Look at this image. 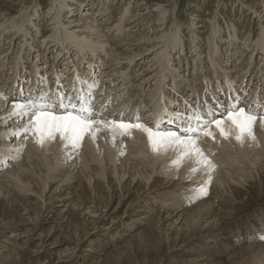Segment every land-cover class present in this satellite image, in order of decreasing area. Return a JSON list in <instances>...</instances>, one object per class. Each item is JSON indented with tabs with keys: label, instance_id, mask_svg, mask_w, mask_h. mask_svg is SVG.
<instances>
[{
	"label": "bare ground",
	"instance_id": "6f19581e",
	"mask_svg": "<svg viewBox=\"0 0 264 264\" xmlns=\"http://www.w3.org/2000/svg\"><path fill=\"white\" fill-rule=\"evenodd\" d=\"M178 1L0 0V264H264L259 118L255 140L226 119L229 138L193 136L202 158L108 130L139 116L183 137L194 114L264 107V0H191L185 25ZM72 86L102 121L96 139L41 146L13 106Z\"/></svg>",
	"mask_w": 264,
	"mask_h": 264
},
{
	"label": "snow or ice",
	"instance_id": "6c2138e0",
	"mask_svg": "<svg viewBox=\"0 0 264 264\" xmlns=\"http://www.w3.org/2000/svg\"><path fill=\"white\" fill-rule=\"evenodd\" d=\"M86 83V82H85ZM75 95L60 96L54 101H49L47 94L40 96L38 102H29L28 104H15L13 107V115H28L30 117V125L25 132H33L36 136V142L43 146L45 141H54L59 135V138L65 141V147L79 148L82 140L86 135H90L93 140L96 139L98 129L94 128V124H102V121L93 120L94 115L93 105L90 100H86L84 95L79 93L75 88ZM91 95V93H89ZM259 101H254L249 108H244L241 105L233 103L231 107L227 108L223 113V119L208 121L199 114H194L188 117V120H195V126H186L183 128L184 136L178 135L176 132L160 131V121L156 123V130L146 127L139 120V116L134 117L133 122H114L109 121L112 127L109 131L114 133L113 143H115V134L130 135V130L135 128L143 131L149 141V145L154 153L159 150L166 151L172 146L180 147L183 150L184 156L198 155L203 157L202 151L197 146V140L193 136L203 135L205 137H212L214 133L208 129L215 126L219 129L221 136L225 139L229 138L228 133L221 127L225 119L233 125L237 130L236 140L238 142L247 136L255 140L254 126L259 118L261 125H264V107L257 108ZM182 117L178 116L177 119ZM198 163H204L210 166V162L206 159L198 160ZM195 171V170H194ZM203 192L204 189H198ZM264 239V237H261Z\"/></svg>",
	"mask_w": 264,
	"mask_h": 264
},
{
	"label": "rangeland",
	"instance_id": "374dc122",
	"mask_svg": "<svg viewBox=\"0 0 264 264\" xmlns=\"http://www.w3.org/2000/svg\"><path fill=\"white\" fill-rule=\"evenodd\" d=\"M34 1L35 0H32V2H31V5H29L28 7H26V10L27 11H34V10H38L39 8H40V6H41V4L43 3L44 5H46V3H47V1L48 0H42V2H40V3H37V4H35L34 3ZM189 1H191V0H179L178 1V5H177V8L175 9V11L177 12V14H178V17H179V20H180V22H182L184 25L185 24H188V23H190V20H191V17L189 16V14H190V3H189ZM201 0H196V2H200ZM202 1H205V3H204V5H203V7H202V9L204 10H206V8L207 7H209V1L210 0H202ZM208 2V3H207ZM228 2H234V0H229ZM42 4V5H43ZM34 5H38L39 7H37V6H34ZM207 6V7H206ZM213 7V9L212 10H210V13L209 12H206V13H204V14H206L205 16H207L208 14L207 13H209V15L211 16L214 12H215V10H224V12L225 11H227V7H228V5H227V7H226V9L225 8H223V6H218L217 4H214V6H212ZM222 8V9H221ZM189 11V12H188ZM213 11V12H212ZM24 12L25 11H23V13L22 14H24ZM203 13V12H202ZM22 14H20V15H22ZM218 15V14H217ZM45 17H47V15L45 14ZM218 17V19H221L219 16H217ZM190 18V19H189ZM217 19V20H218ZM207 21V20H206ZM186 22V23H185ZM208 22H211L210 20L208 21ZM223 23V22H222ZM170 26V25H169ZM225 27V26H224ZM181 29H183V28H181ZM26 38H28V39H30V37L29 36H27ZM39 40V39H38ZM28 42H30V43H32V40H29ZM4 43H6V41L4 42ZM55 51H57V50H55ZM55 51L54 52H52L53 54L55 53ZM48 54V53H47ZM38 59V58H37ZM64 58H63V55L60 57V60H63ZM147 60H149V58L147 59ZM69 61V60H68ZM38 64V63H37ZM33 65H35L34 63H33ZM71 65H68V67H69V70H71V71H73V72H75V68H72V67H70ZM37 67V66H36ZM63 68H65V67H63ZM37 71V70H36ZM78 73H79V70H78ZM74 86V85H73ZM71 87L70 89H69V92H66V91H63L62 93L63 94H65V95H68V96H72V95H74V94H76L75 92H74V88L75 87ZM167 88L166 87H164V88H162L161 90H162V92H164L165 90H166ZM71 90V91H70ZM78 92H79V88L78 89H76ZM90 90H91V92L93 91H95L94 90V87H91L90 88ZM71 92H73L74 94H71ZM40 93V92H39ZM45 94H47L48 95V93H49V91H47V92H44ZM67 93V94H66ZM85 99L87 100V98L85 97ZM146 99V98H145ZM152 106H154V105H152ZM155 107V106H154ZM153 107V108H154ZM174 111H176L177 112V114H178V111L177 110H175L174 109ZM177 117H178V115H177ZM161 122V126H162V123H163V121L161 120L160 121ZM167 124H165V126H166ZM153 126V125H152ZM171 127V126H170ZM165 128V127H164ZM117 149V148H116ZM99 154V153H98ZM259 207H264V201H262L261 203H260V205H259ZM87 246H88V244L87 243H85L82 247H81V250L80 251H82V250H85L86 248H87Z\"/></svg>",
	"mask_w": 264,
	"mask_h": 264
}]
</instances>
